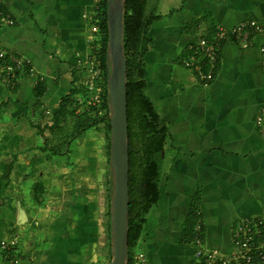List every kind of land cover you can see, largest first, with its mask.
<instances>
[{
  "label": "crops",
  "instance_id": "0c3cea01",
  "mask_svg": "<svg viewBox=\"0 0 264 264\" xmlns=\"http://www.w3.org/2000/svg\"><path fill=\"white\" fill-rule=\"evenodd\" d=\"M94 2L0 0V13L13 20L0 26V50L30 63L14 87L0 78V234L6 233L0 240L16 236L18 264L112 259L106 187L95 186L98 204L92 200L91 182L100 183V161L106 160L104 147L99 156L91 151L88 135L95 126L66 145L72 123L47 130L52 147L39 134L61 98L76 86L84 89L77 59L96 58ZM177 2L156 13L161 17L149 28L151 49L144 55L145 92L168 133L158 200L135 248L150 264H192L195 243L184 241L183 225L193 204L203 246L231 254L234 229L247 217L263 221L264 244V122L257 123L264 114V37L250 35L246 47L237 39L226 41L206 85L182 64L188 44L215 26L264 21V0ZM81 94L73 97L77 112L88 110ZM0 264H9L1 249Z\"/></svg>",
  "mask_w": 264,
  "mask_h": 264
},
{
  "label": "trees",
  "instance_id": "16d2710c",
  "mask_svg": "<svg viewBox=\"0 0 264 264\" xmlns=\"http://www.w3.org/2000/svg\"><path fill=\"white\" fill-rule=\"evenodd\" d=\"M146 7L147 0H123V52L126 60L129 156L127 264H135V248L141 238L146 215L158 200V186L161 179L160 155L164 149L168 134L166 127L160 126L158 112L145 92L144 55L151 49V39L148 36V31L152 22L161 17L160 14L146 13ZM0 12H3V10H0ZM95 19L94 23L98 26L99 35L96 62L101 70L103 86L100 106L96 108L86 105L85 87L81 90L79 86H76V88L61 98L59 105L51 113L50 123L40 128L39 134L47 141L45 136L47 130L55 132L63 123L68 121L70 124L72 123L71 126L73 127L67 140V142H70L92 126L101 123L105 125L106 140L104 141V148L108 167L103 169V178L108 196V217L110 223V202L114 182L113 172L110 167V98L107 92V76L110 71V62L107 61L106 0H101ZM213 30L204 34L211 35ZM79 92L82 93L81 97L85 104L84 107L88 108V110H83L82 112H77L78 102L73 100L74 95ZM198 211L199 209L193 204L184 221L183 233L185 242L194 241L197 224L201 226L200 238L202 240L203 226ZM109 228H111L110 224ZM109 236L111 240L110 232ZM258 240L262 241V237L260 236Z\"/></svg>",
  "mask_w": 264,
  "mask_h": 264
},
{
  "label": "built area",
  "instance_id": "2783aa9c",
  "mask_svg": "<svg viewBox=\"0 0 264 264\" xmlns=\"http://www.w3.org/2000/svg\"><path fill=\"white\" fill-rule=\"evenodd\" d=\"M94 1L93 15H97L101 0ZM7 24H13L12 18L6 13H0V26ZM91 32L98 33L97 24H92ZM250 35L264 37V21L250 19L230 27L217 25L211 35L201 34L196 41L188 44V53L182 59V64L185 68L195 72L198 79L206 85L215 76L223 44L228 40L237 39L241 46L246 47L249 44ZM261 51L264 52V45ZM29 64V60L21 56L0 50V78L3 84L14 87L18 77L26 72ZM77 65H82L85 73L86 105L98 108L102 100L103 86L101 70L96 58L79 57ZM45 113L48 114L49 111L46 110ZM263 122L264 114L257 119L258 124L262 125ZM262 225L263 221L257 217H247L239 221L232 234L234 249L231 254L225 255L217 248L202 245L201 226L197 224L196 237L193 241L195 251L192 264H264V244L258 240L262 235ZM17 246L18 240L14 235L0 240V249L9 259V264H18V257L15 256ZM135 264H150V262L143 252L137 251Z\"/></svg>",
  "mask_w": 264,
  "mask_h": 264
},
{
  "label": "water",
  "instance_id": "95a60500",
  "mask_svg": "<svg viewBox=\"0 0 264 264\" xmlns=\"http://www.w3.org/2000/svg\"><path fill=\"white\" fill-rule=\"evenodd\" d=\"M108 31L107 92L110 98V167L113 172L111 197V254L109 264H127L128 257V130L126 60L123 52V0H106ZM20 219L24 211L20 210Z\"/></svg>",
  "mask_w": 264,
  "mask_h": 264
},
{
  "label": "rangeland",
  "instance_id": "374dc122",
  "mask_svg": "<svg viewBox=\"0 0 264 264\" xmlns=\"http://www.w3.org/2000/svg\"><path fill=\"white\" fill-rule=\"evenodd\" d=\"M177 3H178L177 0H171L170 2H167L166 0H147L146 13H159L161 11L164 12L165 10L167 11V9L172 8ZM67 132L68 131H65V133H66V137H65L66 140L64 142L65 145H66L68 137H69L68 136L69 134ZM90 133L91 134L88 135V136H89V142L92 144L91 145L92 146L91 151L94 152L95 156H99L101 154V152H102V148L105 145L104 140H106V137H105V134H106L105 125L103 123L96 125L95 128L92 131H90ZM46 135H47V133L45 132V136ZM81 136H83V134ZM76 137H78V135ZM74 139H72L71 141H73ZM42 140H43V144L44 145H48L47 147L54 146L53 143L45 141L44 139H42ZM51 144H53V145L51 146ZM60 146H62V144H60ZM56 147H57V145H55L54 150L58 151V148H56ZM62 148H63V146L61 147V150H62ZM61 150H59V152ZM95 158L96 157H94L93 160H95ZM94 163H95L94 167L95 166L97 167L98 162L94 161ZM100 165H102L101 166L102 167V171H101L102 172V176H100V183L99 182L97 183V181L96 182L95 181L91 182V185H94V186H91V190H92V194H93L92 200L94 201L93 204L94 203L98 204V202H97L98 200H96V201L94 200V199L98 198V193H97L98 189L99 188H103L104 189V187L106 186L104 178H103V169L108 167L106 160L104 162L100 161ZM72 172H74V171L72 170ZM95 186L98 187L97 191L94 188ZM87 187H88V185H87ZM103 195H104V193H103ZM103 198H104V196H103ZM20 206H21V204H20ZM101 209H102V211L106 210V207H105L104 203H103V206H101ZM7 228L11 231L10 226H7ZM5 235H6V233L0 234V239L2 237H5ZM82 249H83L84 256H86V254H88L87 245H84Z\"/></svg>",
  "mask_w": 264,
  "mask_h": 264
}]
</instances>
